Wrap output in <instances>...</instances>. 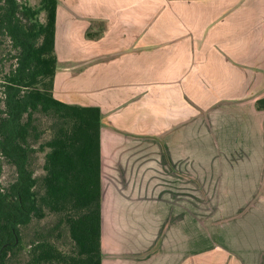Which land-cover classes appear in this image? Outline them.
Returning <instances> with one entry per match:
<instances>
[{"label":"crops","instance_id":"0c3cea01","mask_svg":"<svg viewBox=\"0 0 264 264\" xmlns=\"http://www.w3.org/2000/svg\"><path fill=\"white\" fill-rule=\"evenodd\" d=\"M55 54L101 113V264H264V0H58Z\"/></svg>","mask_w":264,"mask_h":264},{"label":"trees","instance_id":"16d2710c","mask_svg":"<svg viewBox=\"0 0 264 264\" xmlns=\"http://www.w3.org/2000/svg\"><path fill=\"white\" fill-rule=\"evenodd\" d=\"M57 5L58 0H40L35 10L18 0H0V40L7 39L13 52L0 82V264L102 260L101 113L52 96ZM255 106L264 111V98ZM43 136L37 150L43 153L42 174L35 176L30 155ZM3 164L12 176L5 177ZM47 215L55 217L54 225L33 231L26 246L24 231ZM55 232L57 240L66 235L68 251L57 246Z\"/></svg>","mask_w":264,"mask_h":264},{"label":"rangeland","instance_id":"374dc122","mask_svg":"<svg viewBox=\"0 0 264 264\" xmlns=\"http://www.w3.org/2000/svg\"><path fill=\"white\" fill-rule=\"evenodd\" d=\"M18 2L20 3H24L29 5L30 7L34 8L35 10H40V0H18ZM39 20L42 22L43 21V13L39 12L38 15ZM78 35L75 36V38L73 39V42H75L76 45L80 44V40L77 37ZM10 52V46H9V41L6 39L5 41L0 40V82L2 79V74L1 71H7L10 67V64L12 63L10 61V55L13 54V52H10V54H8ZM4 69V70H2ZM0 92H1V88H0ZM0 97H1V93H0ZM43 127H46V124L43 125ZM46 136L42 137L41 140H39L37 143H34L32 145V148L37 151L39 144L44 142ZM30 163H31V167L34 171L35 176H40L42 174V164H43V153L41 152H34L30 155ZM3 174L6 177V174L10 177L12 176L10 167L8 164H3ZM6 166V167H5ZM56 219L54 216L51 215H47L43 220L37 222H33L32 226L27 229L26 231H24L23 235H22V239H23V243L26 244V246L29 244V241L32 239V233L33 231L36 230H46V229H50L54 223H55ZM53 235V240L56 242L57 246L62 250V251H68L69 246H68V241L66 239V235L64 233H62L63 237L60 238L59 240H57L56 237V232L52 234ZM25 249L27 250V248L25 247ZM25 255H23L22 260L25 259Z\"/></svg>","mask_w":264,"mask_h":264}]
</instances>
